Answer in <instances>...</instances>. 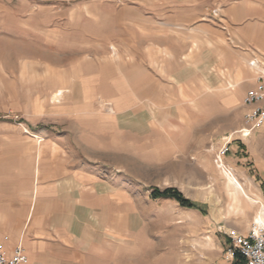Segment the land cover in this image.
Segmentation results:
<instances>
[{
	"label": "rangeland",
	"instance_id": "obj_1",
	"mask_svg": "<svg viewBox=\"0 0 264 264\" xmlns=\"http://www.w3.org/2000/svg\"><path fill=\"white\" fill-rule=\"evenodd\" d=\"M219 7L0 0V172L21 177L39 163L57 181L43 224L60 243L36 264H232L224 232L250 229L257 207L229 213L214 161L246 127L255 77ZM236 65L246 75L231 82ZM244 168L245 191L264 200V164ZM165 189L204 214L150 198Z\"/></svg>",
	"mask_w": 264,
	"mask_h": 264
},
{
	"label": "crops",
	"instance_id": "obj_2",
	"mask_svg": "<svg viewBox=\"0 0 264 264\" xmlns=\"http://www.w3.org/2000/svg\"><path fill=\"white\" fill-rule=\"evenodd\" d=\"M196 2L197 0H194V3ZM214 5L221 6L218 9H221L226 21L235 27L237 35L243 38V43L248 45L251 58L264 56V0H214ZM218 13L217 10L214 16L217 17ZM249 70L255 77L254 72L250 68ZM245 75L241 66L236 65L234 79L230 81H241ZM254 87L255 79L246 93ZM244 106L247 107L246 113H248L251 107ZM240 131L230 134L231 141L224 161L242 183L246 173L244 167L250 166L253 169L264 164V124L252 131L248 137L240 136ZM39 165V163L36 164L32 170L28 169V173L21 177L14 173L0 172V251L5 257L10 258L15 249L20 246L26 259L25 264H36L35 262L42 261L41 257L46 247H52L53 244L59 245L60 242L57 243L56 239L61 236L43 224L45 215L43 208L48 204L47 196L52 195L48 192L57 185V181L42 178L46 175L41 172ZM257 194L262 198L261 193L255 195ZM262 201L264 203L263 198ZM251 206L257 207L258 210V206ZM256 213V210H253L247 221L250 227L253 225L251 219ZM250 229L237 232L248 236ZM226 230H232V228H226ZM224 239L227 242V250L230 242L225 232Z\"/></svg>",
	"mask_w": 264,
	"mask_h": 264
},
{
	"label": "built area",
	"instance_id": "obj_3",
	"mask_svg": "<svg viewBox=\"0 0 264 264\" xmlns=\"http://www.w3.org/2000/svg\"><path fill=\"white\" fill-rule=\"evenodd\" d=\"M213 15H216V11ZM248 67L255 74V87L249 90L244 98V105L250 106L251 109L245 115L247 128L240 133L243 137H248L252 131L264 124V56L251 58ZM244 131L247 134H244ZM229 143V137L223 139V145L215 156V164L222 165ZM225 235L230 242V247L225 253L227 260L232 262L234 255H239L242 264H264V228L253 223L248 236H243L235 230H227ZM25 263L26 259L20 246L10 258L5 257L0 251V264Z\"/></svg>",
	"mask_w": 264,
	"mask_h": 264
},
{
	"label": "bare ground",
	"instance_id": "obj_4",
	"mask_svg": "<svg viewBox=\"0 0 264 264\" xmlns=\"http://www.w3.org/2000/svg\"><path fill=\"white\" fill-rule=\"evenodd\" d=\"M111 52L113 56L116 55V49L114 47H111ZM231 82L226 85V88L221 89V91H226L227 89L234 88V85ZM64 94H65V90H57L55 93H53L51 97V102L54 104L55 103L59 104L61 99L63 100ZM244 134H247L246 131H244ZM221 164L222 165L215 164V166L219 170L220 174L223 176L225 180V189H226L225 192L230 200V204L228 207L229 213L234 214V215L241 214L243 212L241 201H243L246 204L256 205L258 206V210L254 217L253 223L264 228V203L263 201L260 199L258 194L257 195L248 194L245 191L242 183L239 181L237 176L233 173V171L231 169H228L227 166L224 164V162ZM203 245H204V248H207V249L210 248L209 238L206 239Z\"/></svg>",
	"mask_w": 264,
	"mask_h": 264
},
{
	"label": "trees",
	"instance_id": "obj_5",
	"mask_svg": "<svg viewBox=\"0 0 264 264\" xmlns=\"http://www.w3.org/2000/svg\"><path fill=\"white\" fill-rule=\"evenodd\" d=\"M150 198L152 200L170 199V200L176 201L179 204V206L182 208L196 210L204 214V209L202 207L186 200L185 198H183V196L178 191L174 189H165L163 191L153 190L150 195ZM232 264H242L241 257L239 255H234Z\"/></svg>",
	"mask_w": 264,
	"mask_h": 264
}]
</instances>
